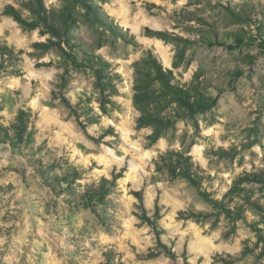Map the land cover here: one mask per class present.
Instances as JSON below:
<instances>
[{
    "label": "rangeland",
    "instance_id": "374dc122",
    "mask_svg": "<svg viewBox=\"0 0 264 264\" xmlns=\"http://www.w3.org/2000/svg\"><path fill=\"white\" fill-rule=\"evenodd\" d=\"M232 33L257 42L208 44ZM150 53L216 107L144 94ZM20 112L33 141L13 146ZM143 113L168 126L156 142ZM263 171L264 0H0V264H264V187L237 184Z\"/></svg>",
    "mask_w": 264,
    "mask_h": 264
},
{
    "label": "trees",
    "instance_id": "16d2710c",
    "mask_svg": "<svg viewBox=\"0 0 264 264\" xmlns=\"http://www.w3.org/2000/svg\"><path fill=\"white\" fill-rule=\"evenodd\" d=\"M40 5L42 6L41 2ZM37 9L40 22L28 23L27 21L23 20L21 16L11 7H7L5 9L4 14L13 17L24 27H29L30 29H37L39 25L42 24L54 36H61V31L56 28L52 21V18L47 15L43 17L41 16L43 13L46 14V10H44L43 7ZM152 34L158 37H165V34H163L162 32H152ZM227 37V40L222 41L219 38L218 34H216L214 40H210L208 44L211 46L223 45L227 46L228 49L236 50L243 46H253L257 42L256 38H254L253 36H246L241 33L228 34ZM4 52H8V50L6 49V51ZM183 53V50L179 52L180 59L181 57H183ZM143 64L147 66V70H137L136 83L139 89L142 85L149 89V91L144 92V94H155V90H152L150 87H152L154 84H158L163 94V97L167 101H170V103L178 104L181 108L185 109L191 117H194L197 114H203L213 109L218 104L216 98L206 97L198 90H190L186 87L174 85L172 83L174 81L173 71L165 69L159 59L156 58L152 53L149 54L147 60H145ZM174 65H176V63ZM152 97L153 95L149 96V98ZM144 101L145 98L141 97L140 94L137 93V95H135V102L137 104L142 103ZM139 125L141 127L156 125L158 126L157 129L154 131L153 135L151 136V139H153L154 142H156L160 138L161 131L168 127L162 120H160V118H157L155 116H149L144 113L143 116H141L139 119ZM4 137L5 138H3V141L10 142L13 146H18L23 142L31 143L33 141V132H28L27 122L24 119L23 112H20L18 116V122L16 124H13L11 128L4 130ZM168 159L170 161L169 166L171 168L172 173L176 174L177 169H180L182 171V174H177L178 176L190 179L193 183H195L196 186L200 185L194 178V169L196 166L190 156L169 153ZM245 182L258 184L264 187V171L262 173L246 174L243 178L238 181L237 184H242ZM105 183H107V181H105ZM238 188L239 187L236 186L231 191V193H236V189ZM97 195L100 198L104 199V197L107 195V188L105 185H102V187L97 190ZM202 195L207 201H209V195Z\"/></svg>",
    "mask_w": 264,
    "mask_h": 264
}]
</instances>
